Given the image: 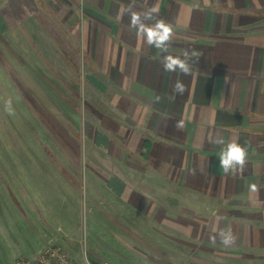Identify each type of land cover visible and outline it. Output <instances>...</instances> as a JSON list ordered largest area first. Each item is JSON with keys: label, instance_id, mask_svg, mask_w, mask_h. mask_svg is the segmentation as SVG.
Masks as SVG:
<instances>
[{"label": "crops", "instance_id": "crops-1", "mask_svg": "<svg viewBox=\"0 0 264 264\" xmlns=\"http://www.w3.org/2000/svg\"><path fill=\"white\" fill-rule=\"evenodd\" d=\"M44 11L79 56L78 187L124 264H264V0H0V32ZM158 21L167 53L141 32ZM185 52L189 75L164 71ZM230 142L248 156L225 174Z\"/></svg>", "mask_w": 264, "mask_h": 264}, {"label": "rangeland", "instance_id": "rangeland-1", "mask_svg": "<svg viewBox=\"0 0 264 264\" xmlns=\"http://www.w3.org/2000/svg\"><path fill=\"white\" fill-rule=\"evenodd\" d=\"M43 14L0 32V264L30 259L57 227L78 264H86L83 238L92 264H124L78 187L84 157L74 112L82 77L68 58L77 64L79 56L68 31Z\"/></svg>", "mask_w": 264, "mask_h": 264}, {"label": "clouds", "instance_id": "clouds-1", "mask_svg": "<svg viewBox=\"0 0 264 264\" xmlns=\"http://www.w3.org/2000/svg\"><path fill=\"white\" fill-rule=\"evenodd\" d=\"M152 11H157V9H153ZM138 20V16L133 17L134 24ZM140 27L142 34L146 35L147 43L149 45L155 46L156 48L161 49L162 52L167 53L166 45L172 35V28L170 25L165 24L163 21H158L152 27H145L143 25H141ZM192 55H196V53H192ZM188 61L189 53L185 52L183 58L166 54L162 63L165 72L179 71L184 75H189L190 64ZM225 80L227 81V77L225 78ZM173 91L182 95L185 91V85L181 81L177 80L173 86ZM157 100H159V97H157ZM176 127L177 129H182L184 127V122L182 120L177 121ZM247 156L248 148L246 146H242L237 142H230L220 151L219 167L225 174L235 172L238 169L242 171L246 165ZM250 190L254 192L257 191L256 185H250ZM219 235L221 243L225 246L231 245L235 242V236L232 234L231 229H228L227 232L221 231ZM214 239L215 238H213V240Z\"/></svg>", "mask_w": 264, "mask_h": 264}, {"label": "built area", "instance_id": "built-area-1", "mask_svg": "<svg viewBox=\"0 0 264 264\" xmlns=\"http://www.w3.org/2000/svg\"><path fill=\"white\" fill-rule=\"evenodd\" d=\"M56 230V235L48 238L30 259L20 257L14 261V264H78L70 251V247L58 237L59 233L63 231L60 227H57ZM84 241V238L79 240L80 248L83 249V257L86 264H92L86 258ZM97 264H110V262L101 260Z\"/></svg>", "mask_w": 264, "mask_h": 264}]
</instances>
